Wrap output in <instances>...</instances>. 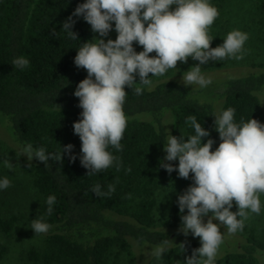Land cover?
Returning a JSON list of instances; mask_svg holds the SVG:
<instances>
[{"label": "trees", "instance_id": "16d2710c", "mask_svg": "<svg viewBox=\"0 0 264 264\" xmlns=\"http://www.w3.org/2000/svg\"><path fill=\"white\" fill-rule=\"evenodd\" d=\"M222 0H209L217 8ZM86 0H0V115L6 120L12 138L23 152L27 144L47 153L62 154V148L73 145L71 155L65 153L63 163L49 161V166L28 158L20 164L34 190L36 207L29 212L51 225L39 246L24 252L23 264H138L133 245L150 254L145 264H174L181 257L192 255L201 246L199 238L187 237L180 231L181 215L174 210L159 222L154 217L155 193L168 176L160 165L166 163L164 145L167 134L163 126L165 114L172 117L173 136L193 134L186 123L194 115L213 139L212 151L221 143L215 130V116L228 108L235 109L236 123L256 119L259 95L264 93V71H251L212 80L207 87L185 86L176 79H167L137 95L126 88L123 110L128 117L121 141L122 150L109 151L117 157L113 167L87 176L81 166V141L74 134L73 124L81 118L79 99L74 96L77 85L87 77L77 68L74 58L84 42L100 38L82 17L71 29V39L63 23L76 7ZM257 9L264 20V0H257ZM217 19L213 25L217 24ZM113 23V33L115 30ZM24 57L27 67L12 65ZM57 105L61 106L59 109ZM145 115V120L136 117ZM208 138H203L206 143ZM2 155L0 154V162ZM101 186L109 193L97 196L92 189ZM55 196L52 212L47 199ZM24 218L11 214L0 219V232L9 237L15 224ZM245 238L230 243L224 238L215 264H264V224L260 229H245ZM167 245L164 244L168 241ZM183 244L184 249L179 245ZM164 247L157 256V248ZM259 249L261 256L256 255ZM7 248L0 243V259Z\"/></svg>", "mask_w": 264, "mask_h": 264}, {"label": "clouds", "instance_id": "9594fccd", "mask_svg": "<svg viewBox=\"0 0 264 264\" xmlns=\"http://www.w3.org/2000/svg\"><path fill=\"white\" fill-rule=\"evenodd\" d=\"M172 6H175L173 9ZM220 13L209 0H86L79 4L72 15L63 23V29L71 39H78L71 31L82 17L91 26V31L100 38L84 42L77 51L74 64L86 70L87 77L74 92L82 109L81 118L73 124L74 134L81 141V166L87 169V176L101 173L113 167L117 157L109 151L122 150L121 141L128 125L123 106L126 102V88L142 94L143 86L152 85V77L164 76L170 69H178L179 63L189 58L199 64L184 72L182 83L187 87L201 88L212 83L201 72V65L209 61L244 58V45L249 35L240 30L229 32L222 45L211 47L213 38L209 30ZM115 40L104 39L113 31ZM138 44L143 51L136 52ZM155 53L154 56L150 54ZM24 57L13 60L15 68L27 67ZM151 74V78L149 76ZM137 76L139 83L136 82ZM60 109L61 106L57 105ZM235 109L228 108L215 116V130L221 143L212 151L215 141L194 115L186 123L194 130L187 136H173L167 132L164 145L166 156L161 167L169 174L178 172L179 178L189 179L193 184L178 196L181 215L180 231L184 236L191 234L199 238L201 246L194 249L185 264H215L219 250L224 243L221 225L228 234L243 231L245 222L252 214L260 215L261 195H264V124L256 119L236 123ZM203 138H208L202 143ZM73 145L62 148V154L47 153L44 148L34 150L27 144L22 155L27 156L28 165L36 160L49 166V161L63 163L64 154L71 155ZM178 161V167L172 162ZM8 169L13 167L10 159L4 161ZM11 187L9 178L0 179V190ZM115 189L109 186V193ZM97 196L108 195L101 191L99 184L92 189ZM56 197L47 199L48 213ZM238 211L233 212V206ZM205 217H208L205 222ZM213 221H218L219 224ZM35 235L46 234L51 225L35 219L29 226ZM168 241L164 244L167 245ZM184 249V245H179ZM164 247L157 248L160 256ZM256 255L261 256L259 249ZM179 264V262H177Z\"/></svg>", "mask_w": 264, "mask_h": 264}, {"label": "rangeland", "instance_id": "374dc122", "mask_svg": "<svg viewBox=\"0 0 264 264\" xmlns=\"http://www.w3.org/2000/svg\"><path fill=\"white\" fill-rule=\"evenodd\" d=\"M174 9L175 6H172ZM217 9L220 13L217 18V24L212 25L209 30V35L213 38L211 47L215 48L223 44L224 39L229 32L233 30H240L249 35L244 48V58L236 60L228 58L224 60L209 61L205 65H201V72L206 78L223 79L228 75H240L251 71H264V20L257 9V0H222ZM117 33L114 31L104 38L115 40ZM136 52L143 51V48L138 44L133 45ZM154 56L155 53L150 54ZM199 64V61H194L189 58L187 63H179L178 69H170L164 76L152 77L151 86H143V88H150L156 83L167 80L176 79L182 82L184 72L188 71L191 67ZM136 82L139 83L137 76ZM191 87H199L198 85H191ZM259 113L264 124V93L259 95ZM147 117L141 115L136 117L137 120H145ZM172 124V117L165 114L163 118V126L165 131H170ZM167 134V132H166ZM186 142V141H185ZM219 146V145H218ZM218 146L216 148H218ZM215 148V150H216ZM214 150V151H215ZM0 154L2 160L0 162V179L7 177L11 181V187L6 190H0V219L6 218L11 214H22L24 218L19 220L9 237L4 236L0 232V243L4 244L7 248L6 254L0 259V264H23L24 252L32 247L39 246L42 243V237L32 236L29 219V212L36 207L35 195L29 177L21 171L20 164L26 161V156L22 155L21 149L17 146L12 138L9 126L3 116L0 115ZM10 159L13 164L11 169L4 166V161ZM166 163H169L166 161ZM173 166L178 167V161L172 162ZM193 184L190 176L185 180L179 178L178 172H173L168 176L163 186L155 193V208L154 217L156 221L170 215L174 210H178V196L182 195L185 190ZM262 209L260 215L252 214L251 218L245 222L243 231L236 234H228L226 227L221 225V232L224 234L226 241L232 243H241L245 238V229H260L264 224V195H261ZM231 211L236 212L238 208L233 206ZM186 215L187 210L183 214ZM207 222L208 217H205ZM219 224L218 221H213ZM223 248V247H222ZM220 248V250L222 249ZM222 251V250H221ZM219 251V252H221ZM133 252L137 257L138 264H145L151 252L147 249H139L133 245ZM190 255L181 257L177 262L185 264V260ZM175 262L174 264H177ZM263 264V258L260 259Z\"/></svg>", "mask_w": 264, "mask_h": 264}]
</instances>
